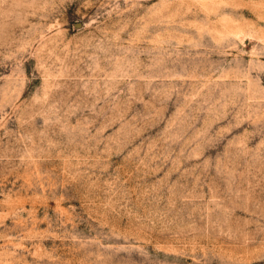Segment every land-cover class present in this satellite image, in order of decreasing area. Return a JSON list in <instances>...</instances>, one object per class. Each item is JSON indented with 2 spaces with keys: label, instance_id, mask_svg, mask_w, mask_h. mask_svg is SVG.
I'll list each match as a JSON object with an SVG mask.
<instances>
[{
  "label": "rangeland",
  "instance_id": "374dc122",
  "mask_svg": "<svg viewBox=\"0 0 264 264\" xmlns=\"http://www.w3.org/2000/svg\"><path fill=\"white\" fill-rule=\"evenodd\" d=\"M0 264H264V0H0Z\"/></svg>",
  "mask_w": 264,
  "mask_h": 264
}]
</instances>
